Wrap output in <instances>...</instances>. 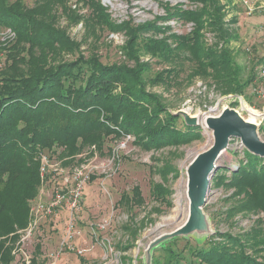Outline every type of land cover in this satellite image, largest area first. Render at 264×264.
<instances>
[{"label":"rangeland","instance_id":"obj_1","mask_svg":"<svg viewBox=\"0 0 264 264\" xmlns=\"http://www.w3.org/2000/svg\"><path fill=\"white\" fill-rule=\"evenodd\" d=\"M15 1L10 0V3ZM44 1L21 0V4L32 9ZM97 1L109 16L111 27L94 18L88 0L55 3L51 12L54 26L73 46L61 44L55 47L46 56V63L73 61L79 56L85 59L94 56L103 65L134 67L139 61L147 69L144 72L147 92L158 96L172 116L184 124H194H187L189 127L200 128L201 139L187 145L146 150L135 145L130 136L110 137L104 140L100 153L95 145L84 147L77 157L79 161L67 165L59 156L62 149L42 152L39 162L41 157H49L50 176L53 170L58 172L48 183L39 174L40 186L32 203L47 202L51 189L56 185L61 187L62 178L70 177L80 167L87 170L88 180L83 186L79 210L73 215L79 234L69 241L64 240L68 215L62 211L41 225L39 238L32 241L29 250H33L36 244L41 245L44 253L60 250L57 264H146L148 251L149 264H206L192 254L213 247L223 248L228 245L224 236H229L244 241L247 245L245 253L261 262L264 260V245L253 247L252 243L254 239L264 240V213L243 210L248 202L247 194L228 187L234 170L245 162L247 150L240 140L231 138L227 142L226 149L216 161L218 169L208 190L199 192L200 189H195L193 201H190V191L188 196V180L193 160L206 155L215 143L213 130L205 124L207 118H218L223 111H233L246 122L249 111H256L259 116L255 119L257 126L254 129L264 143V99L259 98L264 95V77L261 75L264 66V0H217L223 8L222 21L230 37L227 47L235 63L242 68L241 81H250L240 95L241 102L230 98L239 94H221L211 78L200 74L195 61L197 57L176 51L172 57L164 58L152 55L146 47L149 45L146 40H153L164 41L175 48L169 38L190 37L195 29L186 21L157 19L164 17L165 3L181 5L183 9H196L198 3L191 0ZM145 23H155L160 32L139 30ZM208 24L205 17L200 32L205 51L210 46H221L219 36L210 31ZM134 32L138 33L135 44L131 37ZM15 41V34L10 29L0 28V72L13 64V55L19 67H24L17 58L18 54H13ZM155 52L159 54L161 51ZM22 57H26L25 54ZM132 198L136 202L141 199V203L131 205ZM178 199L185 212L175 216ZM203 201L198 209L200 220L196 228L150 248L160 236L158 234L183 226L189 218L190 207L192 210L194 203L197 207ZM170 218H174V222L164 224ZM159 225V233H154ZM17 231L20 230L16 229L15 233ZM257 249L261 251L255 252ZM229 250L235 253L238 249L229 247ZM11 256L13 261L10 264H20L15 262L12 253ZM45 263L41 258L39 264Z\"/></svg>","mask_w":264,"mask_h":264},{"label":"trees","instance_id":"obj_2","mask_svg":"<svg viewBox=\"0 0 264 264\" xmlns=\"http://www.w3.org/2000/svg\"><path fill=\"white\" fill-rule=\"evenodd\" d=\"M88 1L94 18L111 27L100 2ZM191 2L199 7L183 9L181 5L165 3L164 17L157 18L191 23L195 27L191 36L169 38L175 48L153 40H146L149 43L146 47L152 55L164 58L172 57L176 51L187 52L197 57L200 74L211 78L221 94L242 95L250 81H241L242 68L227 47L230 37L222 21V6L217 0ZM55 3L62 4L63 0H45L32 9L24 8L21 0L12 3L0 0V28L15 34L13 54H18L19 62L24 65L20 68L13 55V64L0 72V264L13 261L15 231L27 226L31 203L40 186L42 152L62 149L59 156L67 165L77 160L84 147L95 145L99 152L104 140L110 137L130 136L135 145L146 150L182 146L201 139L200 128L189 127L172 116L158 96L147 92L144 79L147 69L139 61L134 67L103 65L94 56L86 59L79 56L73 61L47 64L46 56L55 47L73 46L54 26L51 12ZM205 17L221 44L206 51L200 35ZM149 29L160 32L155 23L139 27L141 31ZM131 37L135 44L138 33ZM21 51L26 57L19 54ZM244 158L245 162L234 170L228 187L247 194L248 202L243 210L264 213V159L247 151ZM131 201V205L141 203V199ZM224 237L227 246L198 250L192 255L206 264H264V260L258 262L245 253L247 245L240 238ZM254 240L253 247L264 245V240ZM229 247L239 251L230 252ZM35 252L37 258L39 244ZM36 258L32 264H37Z\"/></svg>","mask_w":264,"mask_h":264},{"label":"built area","instance_id":"obj_3","mask_svg":"<svg viewBox=\"0 0 264 264\" xmlns=\"http://www.w3.org/2000/svg\"><path fill=\"white\" fill-rule=\"evenodd\" d=\"M261 75L264 77V66L262 67ZM230 98H235L239 102L243 100L240 95L238 97H232L231 95ZM259 98L264 99V95L261 94ZM50 162L47 156H43L40 159V176L45 179L46 183L53 181L54 176L58 172L57 170H53L54 173L50 176L49 170L52 169ZM87 180V170L80 167V169L73 171L70 177L62 178L61 187L56 185L55 188L53 187L51 189L50 198L47 202L43 203L39 201L32 203L29 210L30 216L27 226L16 232L17 240L11 251L12 255L16 257V263L31 264L33 250H29V246L32 245V241L38 236L41 225L57 213L65 211L68 215L64 229L65 241H69L79 234L75 227L73 215L79 210L83 186ZM60 252L59 250L54 253H47L49 259L47 264H56Z\"/></svg>","mask_w":264,"mask_h":264},{"label":"water","instance_id":"obj_4","mask_svg":"<svg viewBox=\"0 0 264 264\" xmlns=\"http://www.w3.org/2000/svg\"><path fill=\"white\" fill-rule=\"evenodd\" d=\"M244 122L245 121L240 120V118L237 117L236 113L233 111H223L218 118H207L205 123L208 128L213 130L215 143L213 148H211L206 155L196 157L193 160V169L188 180L191 201H193L192 199H195V189H202L203 191L205 190V192L208 190L211 178L218 169L216 161L223 154L227 147V142L231 138L239 139L241 144L249 153L264 158V143H262L256 135L254 129L255 126L252 128ZM186 124L194 125L188 122ZM203 204L204 201L199 203L196 207L194 203L192 208L193 215L186 225L182 228H177L169 233L160 235L158 239L153 241L150 248L163 240L173 238L175 236L185 235L186 232H190L196 228L199 222L198 220H200V212L198 209L201 208ZM147 253L148 256L146 264H149V251Z\"/></svg>","mask_w":264,"mask_h":264},{"label":"bare ground","instance_id":"obj_5","mask_svg":"<svg viewBox=\"0 0 264 264\" xmlns=\"http://www.w3.org/2000/svg\"><path fill=\"white\" fill-rule=\"evenodd\" d=\"M249 115H250V117L246 120V122H244V123H246L247 125H249L250 127H254V126H257L256 124V121H255V119L257 118V116H259L258 115V113L256 112V111H249ZM206 119V118H205ZM206 121V120H205ZM206 124V123H205ZM200 191H202V189L201 190H199V192ZM185 194H186V192H185ZM188 196H189V181H188ZM190 201H191V199H190ZM183 212H185V209L180 205V200L178 199V201H177V207H176V211H175V216H177V215H180V214H183ZM187 212V211H186ZM192 215H193V212H192V210H191V207H190V215H189V218H188V220L186 221V223L189 221V219L192 217ZM175 218V217H174ZM174 218H170V219H166L165 221H164V224H166V225H170V224H172L173 222H174ZM177 218V217H176ZM186 223L183 225V226H181V227H179V228H182V227H184L185 225H186ZM160 226L161 225H159L158 227H156L155 229H154V233H159V229H160ZM159 235H161V234H158L157 236H159Z\"/></svg>","mask_w":264,"mask_h":264},{"label":"crops","instance_id":"obj_6","mask_svg":"<svg viewBox=\"0 0 264 264\" xmlns=\"http://www.w3.org/2000/svg\"><path fill=\"white\" fill-rule=\"evenodd\" d=\"M39 238V234H38V236H36L35 237V239H38ZM14 245V244H13ZM13 245H12V248H13ZM40 245V244H39ZM10 246V245H9ZM36 246H37V244H36ZM36 246H35V248H33V253H32V260H31V264H32V261H33V259L34 258H36ZM41 258H43V260H45L46 261V263L45 264H47L48 262H49V259H48V257H47V253H44L43 252V249L41 248V245H40V252H39V254L37 255V258H36V261H37V264H39V261H40V259ZM57 264V263H56Z\"/></svg>","mask_w":264,"mask_h":264}]
</instances>
